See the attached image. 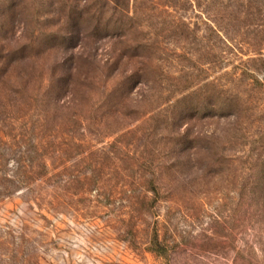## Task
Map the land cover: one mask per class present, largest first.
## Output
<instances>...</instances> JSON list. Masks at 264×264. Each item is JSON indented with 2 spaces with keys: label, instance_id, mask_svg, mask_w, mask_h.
Returning <instances> with one entry per match:
<instances>
[{
  "label": "rangeland",
  "instance_id": "1",
  "mask_svg": "<svg viewBox=\"0 0 264 264\" xmlns=\"http://www.w3.org/2000/svg\"><path fill=\"white\" fill-rule=\"evenodd\" d=\"M166 4L174 3L0 0V72L7 65L3 60L6 51L28 41L38 29L63 31L53 25L58 9L129 6L152 9L160 16ZM203 5L183 3L179 13L187 22L201 24L206 17L199 11L204 10ZM242 28L239 35H232L222 68L212 75L224 71L232 72L234 79L242 75V111L237 116L188 120L180 130L188 127L214 139L209 149L192 157L172 153L165 142L168 131L157 126L160 119L150 120L157 103H161L160 92H167L166 84H139L126 99L120 90L108 99L106 94L101 95L106 86L112 88L113 79L105 80L100 74H113L115 79L139 62L123 58L110 65L112 69L104 68V62L116 60L124 45L117 39L87 43L83 38L74 48H57L35 57L37 74L46 73L50 64L52 70L63 71L73 57L80 81L73 82V95L64 98L70 101L69 107L56 115L58 119H83L85 142L93 148L106 146L117 162L118 173L104 175L101 182L127 192L107 201L95 191L84 197L81 193L65 197L48 186L39 189L40 196L19 189L1 198L0 264H264V50L263 59L248 61L264 48V27L261 32H256L259 29L253 23ZM179 43H170L169 47ZM180 46L187 48L183 43ZM86 56L93 62L84 65ZM163 64L176 67L177 61L164 56ZM181 64L189 63L185 60ZM233 66L237 67L233 70ZM11 68L12 81H18L23 66L14 64ZM85 73L100 78L87 86L89 96L84 94ZM39 84V79L34 80V87ZM95 101L101 108L96 109ZM156 117L160 118L159 114ZM16 123L19 128V120ZM65 124L72 128L74 123L68 120ZM121 128L126 131L124 135L105 136ZM114 139L119 150L109 148ZM146 158L154 160L161 170L159 183L164 195L154 212L145 211L136 200L144 184L138 163ZM74 161L72 158L69 164ZM104 163L109 166V162ZM155 233L162 245L160 253L148 249Z\"/></svg>",
  "mask_w": 264,
  "mask_h": 264
},
{
  "label": "trees",
  "instance_id": "2",
  "mask_svg": "<svg viewBox=\"0 0 264 264\" xmlns=\"http://www.w3.org/2000/svg\"><path fill=\"white\" fill-rule=\"evenodd\" d=\"M191 1L198 7L204 4V10H199L206 16L201 24H191L179 13L183 3ZM168 3L174 4H166L160 16L152 9L129 6H116L110 10L63 7L56 11L53 23L63 31L38 29L28 41L6 51L3 60L7 65L0 72V199L19 189L40 196L39 189L48 186L65 197L78 193L84 197V194L95 191L107 201L117 200V195L120 197L127 192L123 187L115 190L101 182L104 175L112 171L118 173L117 162L106 146L93 148L85 142L83 119L78 118L80 116L68 119L74 123L72 128H68L65 126L68 120L58 119L56 115L59 110L69 107L70 101L64 98L73 95V82L76 79L80 81L73 57L68 59L67 68L60 72L52 70L53 65L50 64L51 69L49 67L46 73L37 74L38 69L34 65L35 57L57 48H74L83 38L87 43L117 39L124 44L116 60L110 64L107 60L104 62L107 70L123 58L139 59L138 65L129 72L118 73L115 79L113 74L99 75L108 81L113 79L110 83L112 88L107 89L106 86L101 92L107 99L119 90L126 99L142 83L150 82L152 87L167 85L166 94L160 92L161 103H157L150 120L160 119L157 126L168 131L165 142L172 153L179 157L186 154L192 157L214 144V139L209 136L191 132L188 127L180 128L188 120L237 116L242 111V75L235 79L230 71L212 75L222 68L232 35L245 29L243 25L253 23L260 30L255 29L256 32H261L264 27V0H168ZM170 43L179 44L170 48ZM182 43L187 48L180 46ZM191 44L194 47H189ZM263 50H258L257 56L248 61L263 59ZM164 56L174 58L177 66L163 64ZM88 57L84 59V65L93 62ZM185 60L189 64H181ZM14 64L22 65L23 71L18 74V81L13 82L11 66ZM236 67L233 66V70ZM225 77L228 80L222 79ZM36 79L40 84L34 87ZM99 79L94 74H84L86 96L91 95L87 86L99 82ZM97 101L94 103L96 109L101 108ZM158 114L160 118L156 117ZM18 120L19 128L16 126ZM76 124L82 129L78 130L79 127L74 126ZM124 130H111L105 136L124 135ZM116 142L114 139L109 148L119 150ZM72 158H75L74 164H69ZM105 161L109 166H105ZM138 167L144 184L136 200L145 211L154 212L164 195L159 183L160 166L146 158L138 163ZM160 246L155 233L148 249L160 253Z\"/></svg>",
  "mask_w": 264,
  "mask_h": 264
}]
</instances>
